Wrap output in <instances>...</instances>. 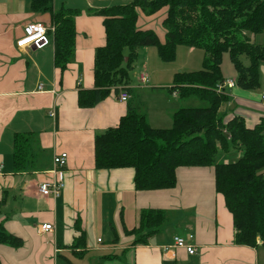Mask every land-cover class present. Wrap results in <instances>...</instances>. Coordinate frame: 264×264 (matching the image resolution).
Instances as JSON below:
<instances>
[{
  "label": "crops",
  "instance_id": "crops-1",
  "mask_svg": "<svg viewBox=\"0 0 264 264\" xmlns=\"http://www.w3.org/2000/svg\"><path fill=\"white\" fill-rule=\"evenodd\" d=\"M132 1H52L55 12L62 8L78 11L74 58L62 72L54 65L51 43L16 48L25 26L42 23L53 28L50 15L32 12L29 0H0V226L23 241L20 248L0 244L1 264H62L65 258L72 264H260L259 241L254 248L235 245L232 218L215 191L210 168H181L172 189L139 192L134 188L132 168L95 167V137L117 127L129 103L146 115L152 129L169 127L177 111L171 99L157 96L179 99V108L185 105L177 92L167 91L171 87L160 88L155 80V88L150 87L147 76L146 85L139 78V83L125 86L128 103H120L118 92L111 89L96 106L79 107L78 92L94 89L95 50L105 44L103 18L90 10ZM165 15V10L150 16L139 12L137 28L150 29L143 28V21L156 17L162 24ZM156 34L164 42L165 30ZM142 55L146 60L159 58L155 48H139L136 63ZM256 89H226V118L240 116L246 127H254L264 117V66L259 68ZM20 134L34 144L38 171H14L13 142ZM58 153L68 155L65 187L58 198L42 197L38 184L51 178L52 159ZM146 210L162 211L168 225L145 243L134 244L136 237L130 232ZM76 221L86 235L81 258H74L70 249L79 233L74 229ZM45 224L52 225L53 231L41 232ZM189 232L194 236L195 254L182 248L165 251L175 236Z\"/></svg>",
  "mask_w": 264,
  "mask_h": 264
},
{
  "label": "trees",
  "instance_id": "trees-1",
  "mask_svg": "<svg viewBox=\"0 0 264 264\" xmlns=\"http://www.w3.org/2000/svg\"><path fill=\"white\" fill-rule=\"evenodd\" d=\"M52 1L29 0V5L34 13L50 15L54 65L63 72L74 58L78 11L62 8L55 12ZM161 10L166 11L162 21L164 42L153 30L137 28L139 12L150 16ZM90 12L103 18L105 44L95 50L94 89L78 92L80 108L96 106L111 89L118 92L122 87L128 92L127 71L139 48H155L163 62H173L179 46L204 53L202 70L177 74L173 86L167 89L177 92L185 103L172 115L171 128L152 129L146 115L129 103L118 126L95 137V167L132 168L134 188L139 192L172 189L181 168H210L215 191L223 197L232 218L235 245L254 248L259 241L264 247V117L251 128L240 116L224 119L220 110L229 98L225 91L216 89L225 81L221 69L225 53L236 72L238 88L251 91L259 86L264 45L251 39L264 36V0H133ZM192 98L201 106H188ZM13 146L15 173L39 170L30 138L16 135ZM164 222L162 211H142L137 227L130 232L136 236L134 244L145 243ZM74 229L79 233L70 249L74 258H81L86 235L77 221ZM0 244L20 248L23 241L0 226Z\"/></svg>",
  "mask_w": 264,
  "mask_h": 264
},
{
  "label": "rangeland",
  "instance_id": "rangeland-1",
  "mask_svg": "<svg viewBox=\"0 0 264 264\" xmlns=\"http://www.w3.org/2000/svg\"><path fill=\"white\" fill-rule=\"evenodd\" d=\"M143 26H144L143 28H150L156 33L157 32L164 33L162 24L157 17L154 18L152 21H150V19L144 20ZM251 41H253L257 45H264V36L259 35L257 37H252ZM241 60L245 65H248V62L244 57H242ZM203 64H204L203 51L196 49L191 52V48L185 46L177 47L175 60L173 62H163L160 60V58H156V56H152L150 59L146 60V56L142 55L140 62L136 63L134 61L131 68L127 71L128 83L131 84H137V82L139 83L140 76L142 74H145L150 78L151 85L149 86L152 88H155L154 86H156L153 80L158 82L157 86H159L160 88L172 87L174 83V77L177 74L183 75V74H192L198 72L203 69ZM260 66L261 67L264 66V62H261ZM221 69L225 81L233 80L236 83V72L230 61V57L226 53L223 55L222 58ZM261 83H262V78H261ZM255 91L257 92L258 90L256 89ZM226 93H229L228 90L226 91ZM157 97H161L162 99H167L168 101H170L171 99L172 101L171 105L177 108V110L179 109L178 107L179 99L174 100L172 96H170V98H167L165 94H162V96H157ZM141 99H143V97H141ZM187 103L189 104L188 106H194V107L201 106V103L194 98H192L191 102H187ZM227 108L228 106L225 105L222 106L220 110V115L221 116L223 115L224 119L227 117V115H229L228 112L226 111ZM144 112H145L144 108H142V113ZM171 126H172V122L171 124L169 123V127H167L166 129H170ZM167 225H168L167 222H164L162 224L161 230H164ZM259 263L264 264L263 247L259 248ZM62 264H68V263L63 261Z\"/></svg>",
  "mask_w": 264,
  "mask_h": 264
},
{
  "label": "built area",
  "instance_id": "built-area-1",
  "mask_svg": "<svg viewBox=\"0 0 264 264\" xmlns=\"http://www.w3.org/2000/svg\"><path fill=\"white\" fill-rule=\"evenodd\" d=\"M54 29H47L42 23L29 24L23 28V36L16 42L17 49H25L29 46L43 47L50 44V34ZM149 79L147 75L142 74L140 76V82L143 85L148 83ZM236 86L233 80H227L217 85L216 89L219 92H224L226 89H233ZM39 90H42V86H39ZM130 95L127 91L119 88L118 101L120 103H128ZM54 118L55 113L52 110L50 113ZM68 155L66 153H58L53 156L52 163L53 169L51 171V178L38 184V193L42 197L46 198H58L65 187L64 181V168L67 166ZM43 233L53 231V226L45 224L40 229ZM194 236L190 232L184 236H175L171 246L165 247V251H171L176 248L185 249L189 255H193L196 252L195 246L192 245ZM100 242V241H98Z\"/></svg>",
  "mask_w": 264,
  "mask_h": 264
}]
</instances>
